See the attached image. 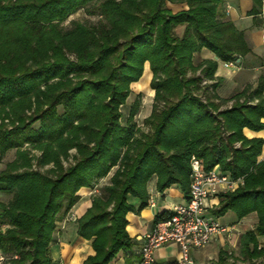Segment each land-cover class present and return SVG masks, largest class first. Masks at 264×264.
I'll return each instance as SVG.
<instances>
[{"label": "trees", "instance_id": "16d2710c", "mask_svg": "<svg viewBox=\"0 0 264 264\" xmlns=\"http://www.w3.org/2000/svg\"><path fill=\"white\" fill-rule=\"evenodd\" d=\"M174 1L0 0V157L14 150L0 169V194L10 196L0 201L2 264H54L49 246L56 222L77 203L81 188L115 168L76 219L77 236L94 251L81 264H112L133 244L126 213L147 205L153 177L158 191L176 184L188 197L192 156L205 171L218 165L242 177L212 213L232 211L239 219L255 213V228L239 237L240 252L264 256L258 242L264 237V160L257 159L263 140L242 132L264 129V75L220 98L218 61L194 64L193 55L205 48L221 62L242 59L251 53L244 33L227 18L222 0H184L187 8L175 13L166 6ZM80 9L99 20L63 28ZM248 14L264 17V0H253ZM145 63L154 90L143 120L147 131L134 120L139 98L121 122V107ZM170 215L157 216L154 225ZM209 264L246 263L226 262L221 251Z\"/></svg>", "mask_w": 264, "mask_h": 264}, {"label": "crops", "instance_id": "0c3cea01", "mask_svg": "<svg viewBox=\"0 0 264 264\" xmlns=\"http://www.w3.org/2000/svg\"><path fill=\"white\" fill-rule=\"evenodd\" d=\"M167 8L172 12L186 9L184 0L167 2ZM222 6L227 18L232 21L235 27L243 31L246 42L251 53L242 59H237L235 68H224L221 61L209 50L203 48L195 53L193 58L201 57V60L214 59L218 61L215 77L220 78L216 93L220 98H230L234 93L241 91L245 86H254L258 77L264 75V17L262 15H249L248 12L253 6V0H222ZM150 114V113H149ZM147 114L144 118H146ZM264 121V120H263ZM243 135L250 138H261L263 145L258 160H264V129L252 131L244 128ZM237 145V143H236ZM218 166V165H217ZM115 168L109 174L101 178L95 184V193L102 185L108 184ZM148 200L147 205L139 211L126 213V231L133 241L132 246L121 251L112 264H137L140 259V246L144 235L153 226L155 218L159 215H169L172 208L178 203L185 201V197L178 185L173 184L163 191L156 189V178L153 177L147 184ZM91 188H81L78 192L79 200L72 207L68 215L56 222L54 240L49 246L50 255L54 264H81L83 260L94 253L90 241L81 239L76 234V219L79 218L91 205ZM211 205L216 203L212 200ZM136 208L138 201L132 200ZM225 224H234L238 234L230 237L219 235L209 243L198 249L190 250V257L194 264H209L217 261L219 252L225 253L226 262H245L246 264H264V256L244 258L240 252L239 237L248 230L255 228L257 218L255 213H250L239 219L232 211H227L219 217ZM259 246L264 244V237L258 238ZM180 256L179 247L175 243H166L154 250L155 260L160 264H170L175 262Z\"/></svg>", "mask_w": 264, "mask_h": 264}, {"label": "built area", "instance_id": "2783aa9c", "mask_svg": "<svg viewBox=\"0 0 264 264\" xmlns=\"http://www.w3.org/2000/svg\"><path fill=\"white\" fill-rule=\"evenodd\" d=\"M224 68H235L236 61L221 62ZM190 182L188 197L173 206L171 215L155 223L143 237L140 259L137 264H160L155 260L154 250L166 243L179 247V258L170 264H194L191 249H198L219 235L230 237L235 234L234 224L222 223L212 213L211 201L220 194L235 191L243 184L242 177H233L215 165L205 171L195 156L189 160ZM6 257L0 252V264Z\"/></svg>", "mask_w": 264, "mask_h": 264}, {"label": "rangeland", "instance_id": "374dc122", "mask_svg": "<svg viewBox=\"0 0 264 264\" xmlns=\"http://www.w3.org/2000/svg\"><path fill=\"white\" fill-rule=\"evenodd\" d=\"M99 18L100 17L96 14H89L86 10L80 9L76 11L75 13L70 14L67 17V19L61 23V26L63 28H70L72 26L73 21H78L86 25H95V23L99 20ZM200 60H201V57L193 58L194 64H198L199 62H201ZM151 76H152L151 72L148 69V63H145L144 72H143L142 77L137 82H134L131 84V92L125 104L121 107V112H122L121 122L124 123L128 115V111H129L131 104L133 103L134 100H136V98L140 99L139 111L135 115L134 120L136 124L139 127H141V129H143L144 131H147L149 129L148 126H145L143 124V120H144V117L147 114H149L151 111V106H152L153 97H154V90L150 87ZM212 82L213 81L211 80H203L201 85L205 83L208 85V84H211ZM32 153L38 154V152H36L35 150H32ZM71 153H74V150H72ZM13 158H14V150L11 149L4 156L0 157V169L4 167L7 161L12 160ZM91 190H92V193L90 195V200L92 198V195L95 194V185L91 188ZM227 193H230V192H227ZM227 193H224V194H227ZM224 194H220L217 197L216 203L213 205L212 209H216L218 207L220 199ZM9 198L10 196L8 195L0 194V201L2 202H6ZM236 234H238L237 231L235 232V235Z\"/></svg>", "mask_w": 264, "mask_h": 264}]
</instances>
